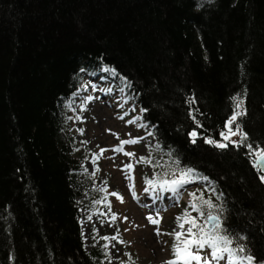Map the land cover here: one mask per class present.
Returning a JSON list of instances; mask_svg holds the SVG:
<instances>
[{
	"label": "trees",
	"instance_id": "1",
	"mask_svg": "<svg viewBox=\"0 0 264 264\" xmlns=\"http://www.w3.org/2000/svg\"><path fill=\"white\" fill-rule=\"evenodd\" d=\"M102 70L150 127L143 183L207 179V197L189 193L205 231L264 264V0H0V264H103L79 199L108 194L83 177L69 114L82 73ZM237 112L242 135L217 147Z\"/></svg>",
	"mask_w": 264,
	"mask_h": 264
},
{
	"label": "rangeland",
	"instance_id": "2",
	"mask_svg": "<svg viewBox=\"0 0 264 264\" xmlns=\"http://www.w3.org/2000/svg\"><path fill=\"white\" fill-rule=\"evenodd\" d=\"M111 77H106L104 70L93 74L83 72L82 87L76 91L69 111L78 151L86 155L83 177L92 175L95 189L108 194L107 202L96 203L92 209L79 199L78 221L85 249L103 248L107 252L103 264H167L168 261L184 264L174 254L175 246L183 247L174 233L183 232L181 240L192 237L187 234L190 224L185 223L184 229H180L177 217L187 212L189 218L203 227V221L191 207L189 193L207 197L203 188L206 180L188 178L178 184L152 186L143 183L145 177L151 178L152 174L148 163L141 158L148 156L154 139L150 127L142 124L140 109L133 102V97ZM227 127L225 134L229 139L225 140L223 135L220 143L236 142L239 134L232 135L234 131H229L228 123ZM132 139L139 142L123 145L122 152L113 151L120 141ZM102 149L106 151L100 155ZM128 164L132 165L131 171L125 168ZM133 185L135 199L130 190ZM112 193H118L123 202ZM148 217L158 219L159 223H150ZM157 228L160 235H157ZM193 232L200 235L196 228ZM113 236L118 240L103 239ZM190 251L202 257L200 262L191 264H248L238 259L233 262L234 258L226 252L222 254V251L218 254L223 258L214 260L207 245L199 251L193 246Z\"/></svg>",
	"mask_w": 264,
	"mask_h": 264
},
{
	"label": "snow or ice",
	"instance_id": "3",
	"mask_svg": "<svg viewBox=\"0 0 264 264\" xmlns=\"http://www.w3.org/2000/svg\"><path fill=\"white\" fill-rule=\"evenodd\" d=\"M197 6H199V5H197ZM239 114L240 113L237 112L235 115H233L231 117V119L228 121V125L229 126L237 119V116ZM121 119H122V117H121ZM133 122L134 121H129V123H133ZM229 131L231 132V128H229ZM237 134H241L242 135V133L239 132V126L238 125H237V131L236 132H232V135H237ZM191 135L193 137H195L196 133L193 132V133H191ZM224 139L225 140L229 139V136L224 134ZM138 142H139L138 139L120 141V145L117 146L116 148H114L113 151L122 152L123 151V145L135 144V143H138ZM208 143L211 144V143H215V142L212 141V140H209ZM216 146L219 147V148L227 147V145L224 144V143H219ZM104 151H106V149H102L100 155H102ZM125 155L132 156L134 154L133 153H125ZM259 156H260L261 160H264V150L261 151ZM97 158H99V157H97ZM144 159L145 158H143V157L141 158L142 161ZM125 168L128 171H131L132 165L128 164V165L125 166ZM181 182L182 181L173 180L171 183L172 184H178V183H181ZM147 183L152 184L153 182L152 181H147ZM165 183H167V181ZM130 190L133 191V198L135 199L136 197H135V193H134V185H133L132 189H130ZM112 195L116 196L121 202H123V198L118 193H112ZM192 195H193V197H195V194H192ZM109 207H110V205H109ZM191 207L193 209L197 208L195 203H193L191 205ZM90 218L91 217H89V219ZM112 219L113 220L116 219L115 215H113ZM148 219H149L150 223H153V224H158L159 223V220L156 219V218L148 217ZM208 219L209 220H216L218 218L209 215ZM185 223L190 224V227L187 229V234L190 235L192 237V239L181 240V236L184 235V233L183 232H175L174 233L175 239L177 241H180V243L183 245L182 248L180 247V245L175 246L174 247V254L177 256V258L179 260L184 261V264H191V262H193V261L200 262L202 260V257L200 255L196 254L195 252L190 251V249L193 248V246H195L197 251L204 249L206 245L211 247L212 248V258L214 260L223 258L221 255L218 254L221 251L222 252H229V253L231 252V249H229L227 247H224L223 249H219L218 248L217 241H223L225 245L232 243V241L226 235L211 236L208 232L205 231V229L202 226H200V225H198L196 223L195 219L189 218V214L187 212H185V214L183 216L177 217V225H178V227L180 229H184ZM194 228L198 229V231L201 233V235L197 236V234L193 232ZM157 235H160V231H159L158 228H157ZM103 239H106V240L107 239L118 240V237L117 236H113L111 238L104 237ZM120 242L123 243V241H120ZM105 247H107V246H105ZM240 250L243 251V249H240ZM247 259H248V264H253V258L252 257H248ZM167 264H176V261H168ZM205 264H207V262H205Z\"/></svg>",
	"mask_w": 264,
	"mask_h": 264
},
{
	"label": "water",
	"instance_id": "4",
	"mask_svg": "<svg viewBox=\"0 0 264 264\" xmlns=\"http://www.w3.org/2000/svg\"><path fill=\"white\" fill-rule=\"evenodd\" d=\"M259 154L257 156H255V159L253 160V164L259 168V170H260V172L262 174H264V160H261L260 159ZM211 216L216 217L215 215H211ZM217 223H218V219H216V220H209L208 217H207V227L209 229L215 227V225H217Z\"/></svg>",
	"mask_w": 264,
	"mask_h": 264
},
{
	"label": "bare ground",
	"instance_id": "5",
	"mask_svg": "<svg viewBox=\"0 0 264 264\" xmlns=\"http://www.w3.org/2000/svg\"><path fill=\"white\" fill-rule=\"evenodd\" d=\"M222 254H225V252H222ZM238 261L237 259H233V262Z\"/></svg>",
	"mask_w": 264,
	"mask_h": 264
}]
</instances>
